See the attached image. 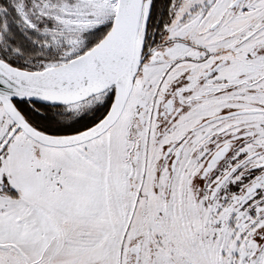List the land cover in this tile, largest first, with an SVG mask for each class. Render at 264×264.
I'll return each instance as SVG.
<instances>
[{
	"label": "snow or ice",
	"instance_id": "6c2138e0",
	"mask_svg": "<svg viewBox=\"0 0 264 264\" xmlns=\"http://www.w3.org/2000/svg\"><path fill=\"white\" fill-rule=\"evenodd\" d=\"M0 264H264V0H0Z\"/></svg>",
	"mask_w": 264,
	"mask_h": 264
}]
</instances>
